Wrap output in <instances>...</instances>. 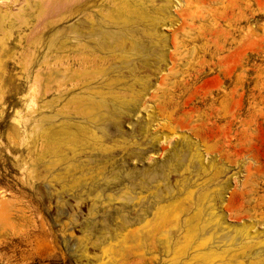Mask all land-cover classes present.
Wrapping results in <instances>:
<instances>
[{"label": "rangeland", "instance_id": "1", "mask_svg": "<svg viewBox=\"0 0 264 264\" xmlns=\"http://www.w3.org/2000/svg\"><path fill=\"white\" fill-rule=\"evenodd\" d=\"M76 1L0 0V264H199L207 247L184 248L182 235L213 212L231 237L214 264H264V0H107L133 20L121 35L135 36L122 56L98 52L81 74ZM245 39L263 48L231 66L237 56L226 55ZM228 67L251 77L234 117L220 102L236 80L219 85ZM225 121L227 147L213 134ZM157 208L181 215L177 245L147 234Z\"/></svg>", "mask_w": 264, "mask_h": 264}, {"label": "bare ground", "instance_id": "2", "mask_svg": "<svg viewBox=\"0 0 264 264\" xmlns=\"http://www.w3.org/2000/svg\"><path fill=\"white\" fill-rule=\"evenodd\" d=\"M105 1V0H104ZM104 1H102V0H100V1H98V0H84V4L82 5L81 3H80V0H77L76 1V4H75V8H74V13H75V15H74V18H73V22H72V25H73V31H72V38H73V40H71V41H74V42H71V44L73 45V43H74V55H72V56H74V58H75V60H76V63H77V69H78V72H79V74H81L80 72H81V70H82V68L84 67L85 69L87 68V66H89V68H90V64L89 65H87V61H89V60H92V59H94L95 57H97V55H98V52H100V53H102V55L103 54H105V53H107V54H114V55H118V53H120L119 55L120 56H122L121 55V53H123L124 52V46L125 45H127V44H125V42H126V40L128 39V37H130V39H131V37H133V36H135V33L133 32V34L134 35H132V36H128V37H126V36H122L121 35V33L120 32H123V31H120V28H122V26H125V29H126V27L128 26L127 24L129 23V21L130 20H126V19H128V17H127V15L126 16H121V15H119L117 12H115V11H113V12H115V13H113L112 11H108V8L106 7V5L107 4H105V3H107V0H106V2H104ZM109 1V0H108ZM90 2H93L95 5L97 4V2H100V5L98 4L97 6H99L98 8H97V6L95 7L96 8V10L94 9V7L93 8H90L89 6H90V4L89 3ZM102 2H104V3H102ZM114 3H116L115 1H113ZM112 2V3H113ZM121 2V1H120ZM120 2H119V4H120ZM125 2V1H124ZM88 3V4H87ZM111 3V2H110ZM125 3H129V1H126ZM94 5V6H95ZM114 5V4H113ZM120 5H122V2H121V4ZM120 5H118V6H120ZM127 5V4H126ZM126 5H124V6H126ZM108 7L110 6V5H107ZM112 6V5H111ZM116 6V5H115ZM117 6V7H118ZM114 7V6H113ZM117 7H115V9L117 8ZM127 8H128V5H127ZM94 9V10H93ZM113 9V8H112ZM111 8L109 9V10H112ZM115 9H113V10H115ZM116 11H118V9H116ZM126 11H128V10H125V12ZM139 11V10H138ZM138 13V12H137ZM140 13H142L143 14V12H140ZM126 14H128V13H126ZM139 16V15H138ZM137 16V18L136 19H138V18H142V16H141V14H140V16L138 17ZM125 17H126V19H125ZM133 21V20H132ZM132 21H130V23L132 22ZM134 22H135V20H134ZM133 23V22H132ZM132 23H131V25L130 26H132ZM120 24H125V25H120ZM129 26V27H130ZM128 27V31H130V29L132 28V27H130L129 28ZM123 29V28H122ZM261 29H262V31L264 32V24L262 25V27H261ZM69 32V31H68ZM262 32V34L260 35V36H258V42H260V44H263L264 43V33ZM70 33H71V31H70ZM128 34V33H127ZM130 34H131V32H130ZM123 35H125L124 33H123ZM66 36V35H65ZM68 36H70V35H68ZM230 36H232V34L230 33ZM257 36V35H256ZM71 37V36H70ZM70 37H69V39H70ZM64 38V37H63ZM71 38V39H72ZM67 39V38H66ZM247 39V38H246ZM243 40V41H239V44H240V47H238L237 48V50H235V51H233V52H231L229 55H226V56H237L236 58H234V60H233V62H231V66H234V65H236V64H240V62L241 61H243V60H241L240 59V57H239V52L241 53V52H243V51H247L248 49L250 50V51H255V49H254V46H256V47H260V46H257L256 44V42H257V39H256V42H255V40H253V39H249V40ZM63 40H65V39H63ZM63 40H62V42H63ZM133 40V39H132ZM129 41V40H128ZM134 41V40H133ZM137 41V40H136ZM62 42H60L61 43V46L63 47V45H62ZM64 42H66V40L64 41ZM135 42V41H134ZM59 43V44H60ZM132 43V42H131ZM63 44H65V43H63ZM259 44V43H258ZM71 45V46H72ZM136 45H137V43H136ZM58 46V45H57ZM59 48L60 47H58L57 49L59 50ZM128 48V47H127ZM132 48H133V46H132ZM260 48H263V47H260ZM58 50H57V52H58ZM73 50V49H72ZM217 50H220V48L219 47H217ZM258 50V49H257ZM60 51V50H59ZM257 52V51H256ZM72 53H73V51H72ZM112 54V56H113V58H114V55ZM131 54V53H130ZM264 54V53H263ZM106 55V54H105ZM118 55V56H119ZM125 55V54H124ZM241 55V54H240ZM101 56V55H100ZM99 55H98V57L101 59V58H103V57H100ZM111 56V57H112ZM117 56V57H118ZM106 57V56H105ZM108 58H109V55L107 56ZM116 57V58H117ZM120 58H122V57H120ZM125 58V57H124ZM123 58V59H124ZM129 58V57H128ZM133 58V57H132ZM224 59H225V57H223ZM107 59V58H106ZM131 59V58H130ZM114 60V59H113ZM126 60V59H125ZM124 60V61H125ZM133 60V59H132ZM136 60V59H135ZM97 61H100V60H98V58H97ZM104 61V60H103ZM102 61V62H103ZM117 61V60H116ZM115 61V62H116ZM75 62V61H74ZM94 62V61H93ZM119 62H120V60H119ZM122 62V61H121ZM120 62V63H121ZM100 63H101V61H100ZM131 63V62H130ZM129 63V64H130ZM111 64V63H110ZM118 64V63H117ZM93 65V64H92ZM91 65V68L93 67V68H95L94 66H92ZM95 65V64H94ZM100 65V64H99ZM113 65H114V62H113ZM98 66V65H97ZM116 66V65H115ZM126 66H128V65H126ZM110 67V66H109ZM135 67V66H134ZM83 68V69H84ZM92 68V69H93ZM98 68V67H97ZM96 68V69H97ZM118 68V67H117ZM121 68V67H120ZM119 68V69H120ZM124 68L125 67H123V70H124ZM129 67H127V69H128ZM132 68V67H131ZM76 69V70H77ZM84 69V70H85ZM114 69V68H113ZM126 69V68H125ZM130 69V68H129ZM134 69V68H133ZM132 69V70H133ZM99 69H97V71H98ZM57 71V70H56ZM55 71V72H56ZM93 71H94V69H93ZM97 71H94V72H97ZM113 71V70H112ZM115 71V70H114ZM119 71H121V70H118V72ZM125 71V70H124ZM134 71V70H133ZM232 71H233V68L232 67H228L227 69H225V70H223L222 71V74H221V77H220V79H219V85L222 87V85H223V83H226V82H230V81H232V79H233V77L235 76V83H234V85H233V87H231L229 90H227L226 92H223V99H221V103L223 104V105H225V106H227V107H229V113H231L232 114V116L234 117V115H233V112H234V110H235V112H237L236 110H240V108H241V105H242V101H243V96H244V91H243V89L245 88V86L247 85V84H249V82L251 81V77H250V75H247L246 73L247 72H245V71H247V69L246 68H243V70H241L240 72H238V73H236V74H234L233 75V73H232ZM54 71H50L49 73H46V74H48V75H46V76H48V77H46L47 79H48V81L50 80V81H52L53 79H52V77H55V76H53L54 74L53 73H55ZM77 72V71H76ZM89 72V71H88ZM91 72V71H90ZM99 72V71H98ZM132 72V71H131ZM82 73H85V72H83L82 71ZM89 74H91V73H89ZM121 74V73H120ZM79 76V75H78ZM195 77H197V75H192V78H195ZM45 78V80L47 81V79ZM56 78V77H55ZM257 82V81H256ZM261 82V81H260ZM259 87V84H254L253 85V88H255V89H257ZM238 88L240 89V90H238ZM25 98H27V97H25ZM29 99V98H28ZM25 100V106H26V109H27V111L29 112V113H25V114H28L25 118L27 119V121H29L32 117H33V115H34V112H35V109H36V103H35V101L33 100V99H30V100ZM212 100H214V98H212ZM259 101H262L263 102V100H262V98L260 97V99H259ZM93 104V103H92ZM26 112V111H25ZM226 113H227V111H226ZM237 113H239V112H237ZM226 116V115H225ZM229 116V115H228ZM231 116V115H230ZM24 118V117H23ZM25 119V120H26ZM231 119V118H230ZM227 121H229V119L227 120ZM227 121H225L222 125H220V126H218V125H215V132L213 133L215 136L214 137H218L220 140H221V143H222V145H224V146H228V145H231L230 144V142L231 141H229V139L226 137L227 136V134H226V122ZM231 122V121H230ZM230 124H232V123H230ZM228 125V124H227ZM229 127H230V125H229ZM228 127V128H229ZM227 128V129H228ZM220 130V133H217V131H219ZM235 131V130H234ZM231 132V131H230ZM229 132V133H230ZM234 133V132H233ZM235 135L237 134L236 133V131H235V133H234ZM232 135V134H231ZM229 136V135H228ZM225 138L226 139H228V142H226L225 141ZM242 142V141H241ZM189 143V142H188ZM205 144L207 145V141L205 140ZM188 145V144H187ZM194 150V149H193ZM225 150L227 151L228 150V148H225ZM199 152V151H198ZM201 153V152H200ZM199 153V154H200ZM190 154V153H189ZM192 154V153H191ZM194 154V153H193ZM197 156H199V155H197ZM196 157V156H195ZM189 161H193V160H191L192 159V155L190 156L189 155ZM200 159V158H199ZM198 161H200V160H198ZM195 162H197V161H195ZM201 163V162H200ZM196 164V163H195ZM198 165H199V163H198ZM127 172V171H126ZM108 183V182H107ZM106 184V183H105ZM108 185V184H107ZM136 185V184H135ZM189 185V184H188ZM201 186V185H200ZM102 188V187H101ZM127 189V188H126ZM185 188H183V190H184ZM189 189V188H188ZM142 190V189H141ZM190 190H191V188H190ZM196 190V189H195ZM125 191V190H124ZM149 191V190H148ZM215 191V190H214ZM146 192V191H145ZM185 192V191H184ZM186 192H190V191H186ZM185 192V193H186ZM125 193V192H124ZM124 193H122V194H124ZM136 193V192H135ZM152 193V192H151ZM207 193V192H206ZM205 193V194H206ZM216 193H218V195H221V194H224L225 193V189H220L219 191H217ZM141 194V193H140ZM204 194V195H205ZM143 195V194H142ZM186 195V194H185ZM190 195V194H189ZM203 195V196H204ZM118 196V195H117ZM141 196V195H140ZM173 196V195H172ZM172 196H170V197H172ZM206 196V195H205ZM204 196V197H205ZM150 197V196H149ZM155 197V196H154ZM203 197V198H204ZM106 198V197H105ZM120 198V197H119ZM140 198V197H139ZM189 199H190V196L188 197ZM192 198V197H191ZM123 199L125 200V201H123V203H121V206L122 207H124V208H126V206L128 205L127 203L129 202L125 197H123ZM138 199V198H137ZM209 199V198H208ZM120 200V199H119ZM172 200V199H171ZM174 200V199H173ZM196 200V199H195ZM205 200V199H204ZM133 201H134V199H133ZM132 201V202H133ZM142 200L140 199V202H141ZM178 201V200H177ZM201 201V200H200ZM210 201V200H209ZM119 202H121V201H119ZM134 202H136V201H134ZM139 202V203H140ZM146 202V201H145ZM155 202V201H154ZM175 202V201H174ZM199 202V201H198ZM204 202V201H203ZM195 203V202H194ZM199 203H201V202H199ZM210 203H212V202H210ZM224 203V198H223V196H220V198H219V204H218V206H219V210L221 211V208H223L225 205L223 204ZM133 204V203H132ZM131 204V205H132ZM136 204H138V202L136 203ZM146 204V203H145ZM156 204V203H155ZM174 204V203H173ZM192 204V203H191ZM226 204V203H225ZM129 205H130V203H129ZM161 205V204H160ZM136 206V205H135ZM162 206V205H161ZM160 206V207H161ZM173 206V205H172ZM172 206H171V208H172ZM205 206V205H204ZM211 206V205H210ZM138 207V206H137ZM140 207V206H139ZM138 207V208H139ZM160 207H158V208H160ZM163 207V206H162ZM207 207V206H206ZM213 207V206H212ZM130 208V207H129ZM137 208V209H138ZM144 208V207H143ZM157 208V210H156V213H153V214H155L154 215V218H153V216H151V215H153V214H151L150 216L153 218V221L154 222H152V223H150V221L148 220V222L149 223H147V225H150L151 226V228L148 230V231H146V229L145 230H143V228H140V229H142L143 231H146L147 232V234H150L149 236L150 237H152V239H153V241H154V239H155V237L156 236H164V238H166V240L163 238V240H161V244L162 243H164L165 242V244L167 245L168 243H169V240L171 241V242H174V244H176L175 242H176V239L177 238H179V236H180V233L181 232H179V230H181L180 229V227H179V222H178V218L181 216L180 215V213H179V215L180 216H178L177 214V212H176V214H173V212H172V217H170L169 219H166V217H165V215L166 214H164V213H166V211H165V209L166 208H161V209H158ZM185 208V207H184ZM201 208V207H200ZM173 209V208H172ZM194 209V208H193ZM197 209H198V207H197ZM211 209H213V208H211ZM215 209V208H214ZM129 210H131V209H129ZM140 210V209H139ZM183 210V209H182ZM199 210V209H198ZM198 210H196V211H198ZM123 211V210H122ZM134 211V210H133ZM138 211V210H137ZM155 211V210H154ZM175 211V210H174ZM200 211V212H199ZM198 212H195V213H199V214H201V212L203 211V210H199ZM209 211V210H208ZM214 211V210H213ZM115 212V211H114ZM211 212V211H210ZM209 212V213H210ZM123 213V212H122ZM133 213V212H132ZM132 213H131V215H132ZM138 213V212H137ZM152 213V212H151ZM194 213V212H193ZM195 213L193 214V216H195ZM126 214V213H125ZM130 214V213H129ZM134 214H135V212H134ZM140 214V213H139ZM211 214V213H210ZM209 214V215H210ZM197 215V214H196ZM133 216H135V215H133ZM149 216V217H150ZM199 215H197L196 217H198ZM201 216V215H200ZM132 217V216H131ZM150 217V220L152 219ZM187 217V218H186ZM185 218L186 219H189L188 218V216H186ZM192 217V216H191ZM202 217H203V215H202ZM205 217H207V215L205 216ZM193 218V217H192ZM199 218V217H198ZM212 218H213V220H212ZM212 218H209V217H207L206 219H204V220H202L203 218H199L198 220H197V218H194V220H195V223H193V225H191V226H189V228H188V226L185 228V233H184V235H182L183 237H184V239H185V243H186V241H187V244H185V246H182V247H184V248H187V249H191L192 247H195L196 249H198L199 251H200V249H202V248H206L207 250H205V249H203L204 250V252H202V250H201V252H202V254H201V256L199 255L198 257L200 258L201 257V259H200V263L199 264H214L215 262H213V260H215L214 258L217 256H220V255H218V253L220 252V250H219V252H216L217 251V247H219V245H220V243H222V248H223V245H224V249H226V245H229L228 243H226V242H229L230 240H231V237H229L227 234H225V233H218V229L219 230H223L224 229V227L225 226H221V225H223V223L221 222V221H219V213L218 214H216L215 212H213L212 213ZM146 219H148V218H146ZM183 219V218H182ZM181 219V220H182ZM139 220V219H138ZM193 220V221H194ZM198 222H197V221ZM125 221V220H124ZM127 221V220H126ZM135 221V220H134ZM167 221H169V222H167ZM183 221H185V220H183ZM187 221V220H186ZM213 221H215V223L213 224L212 222ZM191 222V221H190ZM129 223V222H128ZM134 223V222H133ZM182 224H180V225H183V222H181ZM185 223V222H184ZM123 224V223H122ZM137 224V223H136ZM186 224H188V222L186 223ZM185 224V225H186ZM190 224V223H189ZM134 225H135V223H134ZM184 226V225H183ZM138 227H139V225H138ZM142 227V226H141ZM143 227H144V225H143ZM185 227V226H184ZM124 228V227H123ZM136 228V227H135ZM146 228V227H145ZM140 229H138V230H140ZM182 229H183V227H182ZM126 230H127V228H126ZM199 230V232L198 233H200V236L195 240V242H194V244H191L190 243V240H191V238H194V236H196V234H194V232L195 231H198ZM139 232V234H140V231H138ZM146 232H144V233H146ZM174 232H177V238L174 240V237L172 236H170V235H172ZM141 233H143V232H141ZM143 233V234H144ZM193 233V234H192ZM196 233V232H195ZM197 233V234H198ZM136 234H138V233H136ZM147 234H145V235H143L144 237L147 235ZM188 234H190L191 236V238H187V235ZM169 235V236H168ZM174 235H175V233H174ZM176 236V235H175ZM182 236H181V238H182ZM149 237V238H150ZM189 237V236H188ZM145 238H148V237H145ZM145 238H144V240H145ZM238 238H240V237H238ZM243 238V237H242ZM242 238H240V239H242ZM183 239V240H184ZM189 239V240H188ZM149 240V239H148ZM151 240V239H150ZM193 240V239H192ZM191 240V241H192ZM179 241V243H180V241H181V239H179L178 240ZM151 242V241H150ZM193 242V241H192ZM148 243V242H147ZM152 243V242H151ZM156 243V242H155ZM178 243V244H179ZM208 243L210 244L211 243V245H208ZM230 243V242H229ZM160 244V245H161ZM171 243H169V245H170ZM148 245H149V243H148ZM168 245V246H169ZM177 245V244H176ZM184 245V244H183ZM233 245V244H232ZM172 246V245H171ZM154 247H155V244H154ZM177 247V246H176ZM176 247H175V245H174V249L176 250ZM181 247V246H180ZM179 247V248H180ZM232 247V246H231ZM153 248V247H152ZM160 248V247H159ZM163 248H165V246H163ZM214 248V249H213ZM172 249V248H171ZM215 249H216V251H215ZM219 249V248H218ZM223 249V252H225L226 253V251ZM235 249V248H234ZM160 250H161V248H160ZM165 250H166V248H165ZM169 250V249H168ZM186 250V249H185ZM185 250H182L183 252L185 251ZM195 250V249H194ZM226 250H228V249H226ZM153 251H156V248H155V250L153 249ZM177 251H179V249L177 250ZM177 251H175L176 252V254H177V257H178V252ZM221 251H222V249H221ZM230 251V250H229ZM174 251H172L171 253H173ZM195 252V251H194ZM180 253V255H181V252H179ZM197 253V252H196ZM221 253V252H220ZM224 253V254H225ZM237 253V252H236ZM235 253V254H236ZM183 254V253H182ZM223 254V253H222ZM221 254V255H222ZM174 255V254H173ZM198 255V254H197ZM234 255V254H233ZM241 256V255H240ZM245 256V255H244ZM225 257V256H224ZM242 257V256H241ZM240 257V258H241ZM219 258V257H218ZM217 258V259H218ZM177 259V258H176ZM194 260L196 259V258H193ZM228 259H230V258H228ZM239 259V258H238ZM192 260V259H191ZM193 260V261H194ZM197 260V259H196ZM224 260H225V258H224ZM231 260V259H230ZM234 260H236V259H234ZM244 260V259H243ZM185 261V260H184ZM183 261V262H184ZM196 263H198L197 261H195ZM225 262V261H224ZM249 262H251V261H249ZM223 263V262H222ZM221 263V264H222ZM226 263V262H225ZM233 263V262H232ZM241 263V262H240ZM191 264H192V262H191ZM228 264H229V261H228ZM237 264V263H236ZM251 264V263H250Z\"/></svg>", "mask_w": 264, "mask_h": 264}]
</instances>
